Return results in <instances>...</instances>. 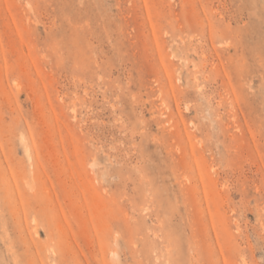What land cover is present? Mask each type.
Returning a JSON list of instances; mask_svg holds the SVG:
<instances>
[{
    "label": "rangeland",
    "instance_id": "rangeland-1",
    "mask_svg": "<svg viewBox=\"0 0 264 264\" xmlns=\"http://www.w3.org/2000/svg\"><path fill=\"white\" fill-rule=\"evenodd\" d=\"M0 264H264V0H0Z\"/></svg>",
    "mask_w": 264,
    "mask_h": 264
}]
</instances>
